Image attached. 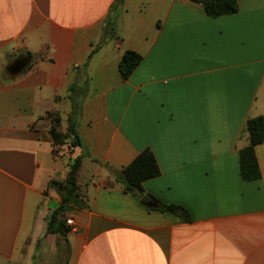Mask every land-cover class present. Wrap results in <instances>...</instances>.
Wrapping results in <instances>:
<instances>
[{"label": "crops", "instance_id": "0c3cea01", "mask_svg": "<svg viewBox=\"0 0 264 264\" xmlns=\"http://www.w3.org/2000/svg\"><path fill=\"white\" fill-rule=\"evenodd\" d=\"M118 1L0 0V264H264V143L261 178L240 173L246 123L264 116V0L220 18L189 0ZM126 51L142 61L124 80ZM74 109L82 146L68 153L50 131L59 119L68 133ZM146 149L161 174L145 195L191 222L116 182ZM80 155L86 206L48 234L62 202L50 184Z\"/></svg>", "mask_w": 264, "mask_h": 264}, {"label": "trees", "instance_id": "16d2710c", "mask_svg": "<svg viewBox=\"0 0 264 264\" xmlns=\"http://www.w3.org/2000/svg\"><path fill=\"white\" fill-rule=\"evenodd\" d=\"M190 2L200 5L206 14L211 18H220L236 14L239 11L237 0H189ZM123 0H119L121 4ZM116 7H114L115 9ZM112 9V11L114 10ZM117 15H110L106 20V28L103 38L95 51L102 46L109 36H113L117 27ZM142 56L133 51H126L120 62V72L122 78L127 80L137 66L141 63ZM80 112L74 109L71 118L68 133L63 134L58 130L59 119L50 133L54 139L55 146H63L65 139H70L74 147H81L82 143L78 133V117ZM246 129L249 133L250 144L240 151V173L244 181H256L261 178V171L255 153V147L264 143V116L250 118L246 123ZM84 155L69 162V172L65 183L52 181L50 188H57L61 196L60 207L52 213L51 220L48 222V234L65 235L70 231L66 225L65 218L58 221L59 216L65 217L64 209L67 206L75 208L85 207V202L80 195V186L78 184V174L82 167ZM161 174L159 165L153 152L150 149L144 150L130 165L123 168L116 174V182L122 185L125 193L137 197L139 200L145 195L143 184L159 177ZM158 211L171 215L184 223L191 222L189 213L180 205L162 203Z\"/></svg>", "mask_w": 264, "mask_h": 264}, {"label": "water", "instance_id": "95a60500", "mask_svg": "<svg viewBox=\"0 0 264 264\" xmlns=\"http://www.w3.org/2000/svg\"><path fill=\"white\" fill-rule=\"evenodd\" d=\"M9 69L11 71H14V72H17V73H20L24 70V66L21 62H17L15 63L14 65H11L9 67ZM141 203L146 206V207H149V208H152V209H158L160 208V203L158 201H156L151 195L149 194H146L143 196V198L141 199ZM74 211V208L73 207H70V206H67L65 209H64V213H70V212H73ZM51 218V214L49 215V219Z\"/></svg>", "mask_w": 264, "mask_h": 264}, {"label": "rangeland", "instance_id": "374dc122", "mask_svg": "<svg viewBox=\"0 0 264 264\" xmlns=\"http://www.w3.org/2000/svg\"><path fill=\"white\" fill-rule=\"evenodd\" d=\"M63 145H64V147H65V149H66V151H67L68 153H70V152L72 151L71 148L74 147V146L71 144V140H70V139H65L64 142H63ZM63 250H64V252H67V250H66V251H65V249H63ZM58 251H59V250H58ZM64 255H66V253H65Z\"/></svg>", "mask_w": 264, "mask_h": 264}, {"label": "built area", "instance_id": "2783aa9c", "mask_svg": "<svg viewBox=\"0 0 264 264\" xmlns=\"http://www.w3.org/2000/svg\"><path fill=\"white\" fill-rule=\"evenodd\" d=\"M66 224H67L68 227H72V228L75 227V223H74L73 218H67L66 219Z\"/></svg>", "mask_w": 264, "mask_h": 264}]
</instances>
